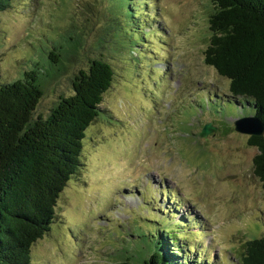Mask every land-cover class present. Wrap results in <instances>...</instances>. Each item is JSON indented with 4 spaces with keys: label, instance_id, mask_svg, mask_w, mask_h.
<instances>
[{
    "label": "rangeland",
    "instance_id": "rangeland-1",
    "mask_svg": "<svg viewBox=\"0 0 264 264\" xmlns=\"http://www.w3.org/2000/svg\"><path fill=\"white\" fill-rule=\"evenodd\" d=\"M215 10L213 0H12L0 14V86L39 72L45 95L34 119L72 96L93 60L115 72L32 264L138 259L146 247H136L137 232L170 230L166 209L181 233L173 239L181 263L240 264L243 246L264 236L258 150L234 128L255 109L229 100L230 81L206 65ZM209 123L218 131L207 141Z\"/></svg>",
    "mask_w": 264,
    "mask_h": 264
},
{
    "label": "trees",
    "instance_id": "trees-1",
    "mask_svg": "<svg viewBox=\"0 0 264 264\" xmlns=\"http://www.w3.org/2000/svg\"><path fill=\"white\" fill-rule=\"evenodd\" d=\"M11 2L0 0V14ZM213 2L216 10L210 17L212 39L205 52L206 65L230 81L229 100H244V109H255L248 116L264 123V0ZM138 12L131 11L135 22ZM135 27L143 31L137 22ZM38 74L28 73L25 79L0 86V264H32V247L58 219V200L81 170L86 132L101 116L115 77L109 63L93 60L88 71L76 76L74 94L62 97L47 118L34 119L45 95ZM249 144L258 150L254 174L264 188V136L251 137ZM162 212L175 216L168 209ZM169 216L164 217L170 230L148 231L150 237L137 232L142 241L136 247L143 245L146 250L138 259L126 256L117 264H204L201 257L194 263L186 257L181 263L173 242L181 233ZM187 242L182 241L181 248L188 247L192 253L196 247ZM238 254L240 264H264V236L251 239Z\"/></svg>",
    "mask_w": 264,
    "mask_h": 264
},
{
    "label": "water",
    "instance_id": "water-1",
    "mask_svg": "<svg viewBox=\"0 0 264 264\" xmlns=\"http://www.w3.org/2000/svg\"><path fill=\"white\" fill-rule=\"evenodd\" d=\"M235 131L251 137L264 136V123L255 117H245L237 120L234 124ZM218 128L209 123L204 126L200 137L208 141V136L217 132Z\"/></svg>",
    "mask_w": 264,
    "mask_h": 264
},
{
    "label": "bare ground",
    "instance_id": "bare-ground-1",
    "mask_svg": "<svg viewBox=\"0 0 264 264\" xmlns=\"http://www.w3.org/2000/svg\"><path fill=\"white\" fill-rule=\"evenodd\" d=\"M128 200L131 201V202H134V203H138L139 202L137 198H133V197H130Z\"/></svg>",
    "mask_w": 264,
    "mask_h": 264
}]
</instances>
